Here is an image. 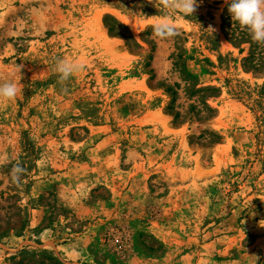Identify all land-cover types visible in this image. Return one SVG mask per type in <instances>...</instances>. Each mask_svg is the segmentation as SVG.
<instances>
[{
	"label": "rangeland",
	"instance_id": "obj_1",
	"mask_svg": "<svg viewBox=\"0 0 264 264\" xmlns=\"http://www.w3.org/2000/svg\"><path fill=\"white\" fill-rule=\"evenodd\" d=\"M227 6L0 0V264H264V45Z\"/></svg>",
	"mask_w": 264,
	"mask_h": 264
},
{
	"label": "clouds",
	"instance_id": "obj_2",
	"mask_svg": "<svg viewBox=\"0 0 264 264\" xmlns=\"http://www.w3.org/2000/svg\"><path fill=\"white\" fill-rule=\"evenodd\" d=\"M228 12L232 20L246 29L251 39L258 44L264 45V0H226ZM198 0H163V4L169 11L179 10L185 15H192L197 7ZM158 36L166 37L175 33L174 25L167 20H162L155 25ZM21 67L14 70L12 77L17 72L21 74ZM84 65L78 61L60 59L57 61L55 71L59 82L68 81L76 72L82 70ZM0 80V99L11 100L15 98L20 89L14 78ZM67 91V89H64ZM22 171L19 167L15 172L17 177Z\"/></svg>",
	"mask_w": 264,
	"mask_h": 264
},
{
	"label": "trees",
	"instance_id": "obj_3",
	"mask_svg": "<svg viewBox=\"0 0 264 264\" xmlns=\"http://www.w3.org/2000/svg\"><path fill=\"white\" fill-rule=\"evenodd\" d=\"M231 19L232 18H231V15L228 12V6H227V10L225 11L224 17H223V24H224L225 34L228 35V36H229L228 29L229 28L231 29ZM231 30H232V34L235 33V31H237L235 28H232ZM232 34H231V38H232ZM240 34H241V37L244 38L248 34V31L246 29L241 30ZM248 35H250V34H248ZM249 41H251L253 45L256 44V42H253V40H249ZM244 42H246V41H244Z\"/></svg>",
	"mask_w": 264,
	"mask_h": 264
}]
</instances>
